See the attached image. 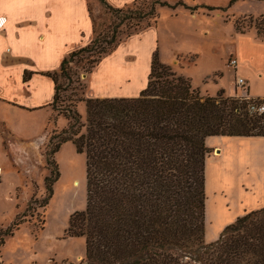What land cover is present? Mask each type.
<instances>
[{"label":"trees","instance_id":"16d2710c","mask_svg":"<svg viewBox=\"0 0 264 264\" xmlns=\"http://www.w3.org/2000/svg\"><path fill=\"white\" fill-rule=\"evenodd\" d=\"M157 5L190 11L198 6L225 9L150 0L146 11L128 9L117 15L118 22L125 16L137 20L149 16L154 22ZM108 8L114 13L122 10L109 4ZM246 17L251 18L255 35L264 38V16ZM236 19L234 29L243 32ZM135 25L133 32L140 27ZM114 33V26L109 36L94 33L87 43L68 51L56 70L45 71L54 82L52 102L60 87L57 73L69 80L71 63L79 55L91 69L119 42ZM146 78L133 96L81 97L83 120L75 109L68 110L70 122L49 146L51 155L70 141L85 155V206L70 214L66 229L84 237V264H264V205L237 215L215 239L203 238V159L211 150L204 137L264 135V111L247 109L250 100L264 103V97L224 95L222 89L202 95L188 76L161 62L156 49ZM50 163L56 174L44 176L45 194L39 205L47 202L57 175L55 162ZM19 222L0 229V244Z\"/></svg>","mask_w":264,"mask_h":264},{"label":"crops","instance_id":"0c3cea01","mask_svg":"<svg viewBox=\"0 0 264 264\" xmlns=\"http://www.w3.org/2000/svg\"><path fill=\"white\" fill-rule=\"evenodd\" d=\"M132 1L105 0L114 6ZM197 3L225 9L207 10L198 6L190 11L179 5L173 9L157 5V16L175 20L179 24L178 33L172 34L164 25L157 24L156 19L120 40L84 75V96L136 95L145 86L154 49L161 62L183 74V67L195 65L186 58H190V52L167 49L168 55L164 58L162 51L166 48L163 43L170 38L187 43L199 36L203 43H210L214 33L211 21L216 10L222 21L229 20L224 11L234 17L252 15L238 11L239 14H234L227 10L229 5L226 3ZM246 31L234 30L236 40L249 39ZM250 32L255 35L252 28ZM254 35L248 45L264 53V43L254 40ZM93 36V20L87 0H0V139L5 138L10 156L16 162L23 163L28 146L37 148L50 123L54 82L45 71L56 70L68 51L87 43ZM236 52L231 50L229 55H233L237 63L243 65L246 62L247 67L240 65L237 71L236 64L232 70V83L225 86L218 82L214 90L222 89L226 94H233L234 77L241 75L245 79L247 95L264 97V91L255 90L254 60L251 56L243 60V49L239 44ZM81 105L78 103L77 106L80 111ZM55 121L59 125L64 122L60 117ZM204 144L211 150L203 159V238L210 241L237 215L264 205V135H206Z\"/></svg>","mask_w":264,"mask_h":264},{"label":"rangeland","instance_id":"374dc122","mask_svg":"<svg viewBox=\"0 0 264 264\" xmlns=\"http://www.w3.org/2000/svg\"><path fill=\"white\" fill-rule=\"evenodd\" d=\"M150 0H134L121 5H110L121 7V11L114 13L105 0H87L89 13L93 20L94 33L98 36H109L111 29L115 28V39H124L125 33L133 32L135 23L141 27L146 20L151 24V17L147 16L140 20L133 17H123L118 22L117 15L127 13L128 9L137 8L141 12L146 11ZM172 2L174 0H166ZM187 4L197 2L226 3L229 0H182ZM198 4V3H197ZM228 11L234 14L246 13L256 16L262 13L264 16V0H233L228 4ZM238 11V12H236ZM216 10L213 14L214 33L210 43H203L200 36L196 39H189V42H176L169 39L163 46L162 57L167 58L168 50L180 49L190 52L186 57L195 62V65L183 67L184 75L189 77L192 86H198L200 94L214 95L216 84L223 83L230 85L233 76V67L228 64V57L231 50L235 54L236 46L243 49V60L251 56L254 60L255 90L264 91V53L259 49L250 47V28L252 26L250 17L240 15L236 17L239 26L249 34L248 38L236 40L234 32V16L224 11L228 21H222ZM157 24L164 25L172 34L178 33L179 24L170 20L167 16L158 15ZM116 23V25H114ZM138 28V26H137ZM128 36V35H127ZM254 40L264 39L254 35ZM254 43V42H253ZM196 54L194 56V54ZM76 62L71 63L70 79L67 80L57 73L56 81L58 97L51 104L50 123L44 130L37 148L28 146L27 157L16 162L10 156L5 138H1L0 146L4 155H0V229L6 227L13 220H20L17 228L9 235H4L3 243L0 244V264H84V237L82 235L69 234L66 229L68 219L72 212L81 210L85 206V155L84 152H77L70 141L62 142L58 149L48 155L50 144L54 135L66 127L70 119L66 117L68 110L75 109L79 114V120H83L84 103L80 100L84 96L85 80L84 75L89 71L84 59L79 56ZM76 56L73 58L75 59ZM160 60V59H159ZM247 67L237 63L239 66ZM174 69L177 70L175 66ZM137 73V70H135ZM219 72H221L220 77ZM207 75L203 81L202 78ZM218 76V77H217ZM256 76V77H255ZM218 81H214L218 79ZM203 86L206 87L203 90ZM224 95H227L223 91ZM78 103L82 105L78 109ZM62 118L63 124H56V118ZM39 122V121H38ZM215 151V148L212 149ZM49 161V163L47 162ZM53 160L56 164L57 175L52 181L51 193L44 205H39L45 194L44 176L54 175L55 166L50 163ZM51 170V173H50ZM215 239V238H214Z\"/></svg>","mask_w":264,"mask_h":264},{"label":"built area","instance_id":"2783aa9c","mask_svg":"<svg viewBox=\"0 0 264 264\" xmlns=\"http://www.w3.org/2000/svg\"><path fill=\"white\" fill-rule=\"evenodd\" d=\"M228 64L231 65L232 67L236 66L237 61L233 55H230L228 57ZM244 83H245V79L243 76L235 75V77H234V93H233L235 96H243L244 98L250 97L249 95H247L246 91H244ZM247 109L249 112L260 113V112L264 111V103L262 101L250 100L247 104Z\"/></svg>","mask_w":264,"mask_h":264}]
</instances>
